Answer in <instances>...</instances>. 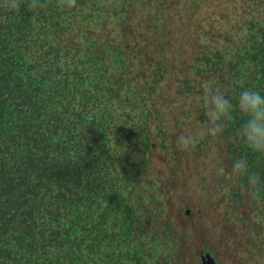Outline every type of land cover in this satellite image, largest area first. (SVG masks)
<instances>
[{
	"label": "trees",
	"instance_id": "16d2710c",
	"mask_svg": "<svg viewBox=\"0 0 264 264\" xmlns=\"http://www.w3.org/2000/svg\"><path fill=\"white\" fill-rule=\"evenodd\" d=\"M20 2L0 0V264H264V187L231 171L264 184L238 134L240 93L264 95V0Z\"/></svg>",
	"mask_w": 264,
	"mask_h": 264
},
{
	"label": "clouds",
	"instance_id": "9594fccd",
	"mask_svg": "<svg viewBox=\"0 0 264 264\" xmlns=\"http://www.w3.org/2000/svg\"><path fill=\"white\" fill-rule=\"evenodd\" d=\"M61 8L73 9L77 6V0H57ZM4 6L10 10L19 11L20 0H4ZM38 0H31L28 8L43 7ZM210 110L207 115L209 125L206 134L217 136L222 131V120H231L233 105L225 95L219 91L209 96ZM239 110L247 116V120L238 130V134L243 138L246 145L254 152L264 155V95L252 88L243 90L239 95ZM201 133H188L178 137L177 144L182 151H190L197 144ZM223 168L221 169V172ZM231 171L236 176H247L248 186L251 189L249 195L252 199H260L261 183L259 175L251 172L249 164L244 159L234 160Z\"/></svg>",
	"mask_w": 264,
	"mask_h": 264
},
{
	"label": "rangeland",
	"instance_id": "374dc122",
	"mask_svg": "<svg viewBox=\"0 0 264 264\" xmlns=\"http://www.w3.org/2000/svg\"><path fill=\"white\" fill-rule=\"evenodd\" d=\"M187 187H188V189L191 191V193H192V199H193V201L197 204H200L203 200H204V197H202V195L204 194V190H205V187H207V184H205V185H203L204 187V190H200V187L202 186V184H200V185H198V184H196V185H194V184H192V185H186ZM207 189V188H206ZM220 215L222 216V215H224L222 212H220V213H217V216L214 218V221H216V220H221L222 221V219H224V216H223V218L221 219L220 218ZM205 231V230H204ZM204 231H201V233L199 234V235H204L205 234V232Z\"/></svg>",
	"mask_w": 264,
	"mask_h": 264
},
{
	"label": "water",
	"instance_id": "95a60500",
	"mask_svg": "<svg viewBox=\"0 0 264 264\" xmlns=\"http://www.w3.org/2000/svg\"><path fill=\"white\" fill-rule=\"evenodd\" d=\"M201 259H202L203 264L204 263L205 264H208V263L212 264L211 259L208 256H205V257L202 256Z\"/></svg>",
	"mask_w": 264,
	"mask_h": 264
}]
</instances>
